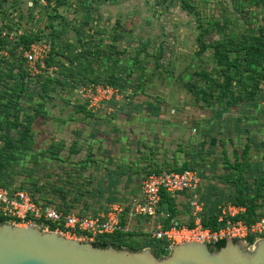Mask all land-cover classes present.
<instances>
[{
	"label": "rangeland",
	"instance_id": "obj_1",
	"mask_svg": "<svg viewBox=\"0 0 264 264\" xmlns=\"http://www.w3.org/2000/svg\"><path fill=\"white\" fill-rule=\"evenodd\" d=\"M0 3V26L7 24L3 28L9 48L16 50L13 41L25 32L48 43L51 40L55 49L48 67L44 60L33 70L26 65L27 88L16 89L21 106L32 113L41 99L33 88L46 75L63 80L62 85L56 84L54 98L45 103L49 120H36L33 153L20 152L8 164L2 163L0 184L9 179L10 171L15 178L12 186L22 185L42 201L40 196L52 198L54 207L65 194L75 211L83 208V213H89L93 208L101 212L119 201L128 202L150 169L188 165L202 176V214L234 204L236 179L226 162L240 160L246 150L250 165L243 173L244 191L254 195L258 189L255 204L259 211L264 210V179H260L264 167V69L254 77L259 81L253 94L249 89L240 91L235 81L220 88L221 68L208 45L232 36H257L264 25V0H56L48 6H34V2L29 6L27 0ZM205 74H210L217 90L206 87L210 83L204 82ZM1 80L0 90L20 84L8 72ZM102 87L112 88L113 93L102 96L96 91ZM219 92L233 94L230 105L217 99ZM88 95L100 96L98 106H87L95 104ZM79 105L86 109L80 110ZM22 114L25 116L24 110ZM7 131L10 128L4 123L1 135ZM10 133L17 136L12 130ZM79 138L86 145L70 151L73 140ZM3 143L0 140V146ZM51 143L54 149L60 146L62 161L49 155ZM106 148L120 168L127 163L134 166L128 177H121L122 170L115 172L116 163L108 162ZM88 154L94 161L82 163ZM96 168L108 175L100 186V177L92 175ZM70 169L73 174L68 173ZM107 169L115 173L109 175ZM259 180L262 183L256 188ZM177 199L183 204L180 217L188 220L194 212L190 204L183 203L188 196Z\"/></svg>",
	"mask_w": 264,
	"mask_h": 264
},
{
	"label": "trees",
	"instance_id": "obj_2",
	"mask_svg": "<svg viewBox=\"0 0 264 264\" xmlns=\"http://www.w3.org/2000/svg\"><path fill=\"white\" fill-rule=\"evenodd\" d=\"M34 1V6L36 5H41L39 4L38 0H33ZM56 0H46V4L43 6H48L52 5L55 3ZM1 7V3H0ZM0 13H3V11L0 8ZM7 25V24H4ZM0 26V81L1 78H3V75L8 72L10 77H16L19 81V87L12 89V87L8 88L7 90H0V140H4V143L2 146H0V166L2 163L8 164V160L11 158V160L16 159L18 157V154L21 152L25 151H30L33 153V148L35 144V138H34V129L39 125V123L36 120H39L40 123L44 121H48V113L46 110L45 103L48 99H53L54 98V92L58 91V88H56V84H63V80L61 79H51L50 75H46V79H43L41 85H35L36 92L39 91V97L41 99H38L36 101V104L33 106V111L32 113L26 112L25 107L21 106L20 104V99L18 97V91H24L27 88V70H26V62L23 57V49L27 48L28 45L31 42L42 40L44 38H34L33 36H30L26 34L25 32L21 33L18 35L17 40H14L13 43L16 46V50L14 47L9 48L8 47V42L10 41L8 39V33H4V28L3 26ZM5 27V26H4ZM7 29L9 28L6 26ZM259 29V32L257 36H253L252 38H249V36H242L241 39H236V37H228L224 40H218V41H211L208 45L213 49V59L217 61V66H219L221 76H222V84L220 88H224L226 85H230L233 81L236 83L240 84V91H245L249 89V93L253 94L257 85L258 81L256 80L255 75L259 73L260 70L264 69V25H262ZM241 40V41H240ZM44 41H47L44 39ZM243 41V42H242ZM51 45L50 51L46 58L44 59L46 66L48 67L51 63V60L55 54V49L53 48L52 42L50 40L49 42ZM52 48V49H51ZM4 52H6V55H4ZM234 54V56H232ZM81 59V58H80ZM48 73V72H46ZM210 74H205L204 75V82L208 84L206 87L208 89L214 88V91L218 89L217 84H215V81L209 76ZM7 81V78L5 79ZM52 81L54 82V85H51ZM90 81H95V80H90ZM253 81V82H252ZM100 82H107V81H100ZM110 84L116 85L114 82H107ZM219 88V89H220ZM18 91H17V90ZM32 89V90H33ZM27 95V94H26ZM232 93L228 92H219L217 99L220 102L227 103V105H230L231 103L230 97H232ZM240 97V95H239ZM204 99H207L205 97ZM245 99V98H244ZM245 101V100H244ZM247 101V100H246ZM225 107V105H221ZM80 110H85V106L79 105ZM13 109V111H12ZM23 110L25 111V116H23L22 112ZM87 113V111H86ZM88 116L89 113L87 114ZM5 116L7 120H2V118ZM92 117V116H91ZM23 121H20L22 120ZM53 119H58V117H54ZM6 123L7 127L10 128V131L12 130L13 133H15L17 136L14 134H11L10 131L6 132L2 136L1 133L3 131V125ZM87 122H85L86 124ZM81 130L77 131L76 134L80 135ZM93 140V139H92ZM83 138L79 139H74L73 142L71 143L69 150L70 151H78L80 150V145L85 144ZM88 140H86L87 142ZM88 144V143H87ZM86 145V144H85ZM247 146V145H246ZM55 144L51 143L47 147V151L49 155L57 160L62 161V158L59 157V148L60 146H57L56 149ZM106 152L108 154L109 160L108 162H115L116 158H113V154H111L110 149L106 148ZM38 153V152H37ZM246 150L242 151L241 153V159L235 158V160L230 163L229 160L226 162V168H231L232 169V175L235 177L236 184L234 185L236 195L233 197V203L235 205H240L245 208V211L238 215L237 218H240L246 222H252L258 219L261 215L264 214V210L259 211L258 204H255V199L258 195V189L254 195H251L249 192L244 191L245 188H247L244 183H243V173L247 171L248 166L250 165V161L247 158L246 155ZM94 161L93 158L90 157V154L86 156V159L82 163H86L87 161ZM149 160V159H148ZM261 163L264 165V154L262 155V161ZM123 165V164H122ZM228 166V167H227ZM82 170H84L86 167L81 166ZM130 167V170H129ZM134 166H131L130 163L125 164L124 166H120L116 163V171L122 170V176H129L130 172ZM76 169L77 171L80 169V167H71V169ZM127 168V171H124ZM8 168H4V171H6ZM68 172L69 174H73V170ZM184 169H194L198 171L196 168L184 165V166H178V167H173V168H166L163 165H159L156 168L150 169L143 177L142 179L150 172H159L162 170H167V171H182ZM93 171H97V173L92 172V175H98L100 178L99 180V186L102 182H104L105 178L108 176L105 173L101 172V169H92ZM76 171V173H78ZM106 172L115 173L113 169L106 170ZM12 172L8 171L7 174H9V179L5 178L6 182H2L0 186L5 187V188H15V189H24L25 187L18 186H12L15 178L12 177L11 175ZM199 175L201 176L200 172L198 171ZM141 179V180H142ZM202 179V176H201ZM260 179H264V167L261 171V176ZM262 180H259L257 183L256 188H259V185L262 183ZM119 181V179H118ZM126 184L129 183L128 180H125ZM141 183V181H140ZM111 184L103 183L102 186H107L110 187ZM125 185V184H124ZM98 186V187H99ZM126 186V185H125ZM140 186V185H139ZM202 188V183L197 191L198 193V199L202 203V210H203V202L202 198L204 197L201 195L200 190ZM26 190V189H24ZM27 191V190H26ZM28 192V191H27ZM30 196L38 202H42L44 204H51V199L50 197H45V196H40L41 198L44 199L42 201L41 199L36 198L34 196V192H28ZM139 193V188L137 193L133 195L128 202L124 204V202L119 201L117 203H120L124 206V212L123 215L121 216L122 218V224H126V214L129 210L130 207V202L132 199L138 196ZM181 196H184L185 198L188 196V202L185 201L183 203L189 204V194L187 192L181 193ZM186 200V199H185ZM181 205L183 207L182 202L177 199V196H171L168 192L163 191L161 193V201L159 204V211H164V212H169L172 217H175L179 219L180 222L183 224H186L187 226L191 227L193 223V216L190 217L188 220L182 219L180 216L182 210L177 209V206ZM56 208L58 210H61L63 212L67 211H75L73 209V203L72 200L69 201L68 198H66L65 194L63 197L59 200V204L57 203ZM89 208V207H88ZM83 208H80V210L75 211L81 215L83 214H95L97 212H100L99 209H94L89 208L91 211L89 213H83L85 210H82ZM216 208H211L208 211V213H202L199 212V216L201 218L202 225L204 227H210L212 229H217L219 226H222L223 223L217 222V216L219 214V207L215 210ZM108 210V209H107ZM107 210H103L104 212ZM102 211V210H101ZM139 221L140 220H145L147 223L150 219V217H140L137 218ZM162 219V218H161ZM182 220V221H181ZM164 224V226H168V220H161ZM6 222L5 218L0 217V223ZM50 230H54L55 226L51 225L49 226ZM145 237L143 241L138 239ZM136 238V243L138 244L135 246L133 243V239ZM247 242L249 244L254 242V238L249 236L246 238ZM225 240H220L219 242L210 245L212 249H218L222 245H224ZM96 246L100 247H106L109 245H112L116 248H122L126 247L129 249H141L146 246H149L152 248V250L155 252L157 256H164L168 254L169 252V247L167 243L164 240H156L154 238H151L149 234L145 233L142 231V228L139 227L138 229H133V230H127V231H117L112 234H104V235H99L96 237L95 240L92 241Z\"/></svg>",
	"mask_w": 264,
	"mask_h": 264
},
{
	"label": "built area",
	"instance_id": "obj_3",
	"mask_svg": "<svg viewBox=\"0 0 264 264\" xmlns=\"http://www.w3.org/2000/svg\"><path fill=\"white\" fill-rule=\"evenodd\" d=\"M33 0H27L29 6ZM39 4L45 5L46 0H38ZM5 32H3L4 34ZM21 34V33H20ZM50 51V44L44 40L31 42L23 49V57L29 70L36 65L42 64ZM84 90H80L83 93ZM101 95L113 93L112 88H99ZM98 106L100 96H89ZM202 183L201 176L194 169L182 171L150 172L142 180L139 186L138 196L130 202L126 214V224H122L124 206L114 203L107 211L95 214H79L73 210L63 212L51 204L35 201L24 189L5 188L0 186V217L6 222L19 226L38 224L41 222L47 230L54 225L52 231L59 232L67 237L93 241L99 235L112 234L117 231L138 229L135 220L140 217H150L147 226H142V231L156 240H164L170 248L174 244L183 242H202L211 244L216 241L233 238L246 240L251 236L254 240L264 236V214L252 222H246L238 215L245 211L240 205L224 204L219 207L217 222L223 223L217 229L204 227L199 216L202 203L198 199V189ZM165 191L171 196H180L181 193L189 194V204L194 209L193 225L183 224L179 219L172 217L169 212L159 211L161 193ZM168 220V226H164L162 219ZM133 225V226H132Z\"/></svg>",
	"mask_w": 264,
	"mask_h": 264
},
{
	"label": "water",
	"instance_id": "obj_4",
	"mask_svg": "<svg viewBox=\"0 0 264 264\" xmlns=\"http://www.w3.org/2000/svg\"><path fill=\"white\" fill-rule=\"evenodd\" d=\"M224 245L183 242L157 256L151 247L141 249L96 246L89 240L68 238L37 224L0 223V264H264V236L247 240L225 238Z\"/></svg>",
	"mask_w": 264,
	"mask_h": 264
},
{
	"label": "crops",
	"instance_id": "obj_5",
	"mask_svg": "<svg viewBox=\"0 0 264 264\" xmlns=\"http://www.w3.org/2000/svg\"><path fill=\"white\" fill-rule=\"evenodd\" d=\"M177 209H179V210H182L183 209V207L181 206V205H178L177 206ZM182 221V220H181ZM135 222L138 224V225H132L133 227H136V228H139V227H142V226H147V222L145 221V220H135Z\"/></svg>",
	"mask_w": 264,
	"mask_h": 264
}]
</instances>
